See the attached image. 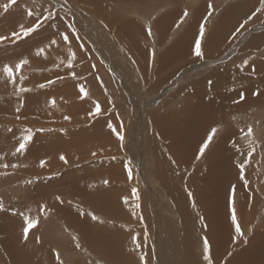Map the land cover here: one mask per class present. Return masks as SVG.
Segmentation results:
<instances>
[{"label":"rangeland","instance_id":"1","mask_svg":"<svg viewBox=\"0 0 264 264\" xmlns=\"http://www.w3.org/2000/svg\"><path fill=\"white\" fill-rule=\"evenodd\" d=\"M234 2L243 8L235 11L240 25L237 24L239 26L233 31L220 34L216 31L209 35L216 46L207 50L208 31ZM200 3H203L201 20L194 32L189 33V38L194 51L196 41H200L203 56L169 65V57L173 55L168 54L163 66L159 67L161 55L186 31L190 10ZM4 4H9L7 11ZM179 4L183 7L181 12L173 16L170 26L168 23L167 28L162 29L159 19ZM18 8L25 10L22 14L26 16L25 23L15 28L11 25L4 31L0 29L3 31L0 38L9 37L0 39V159L19 158L16 164L6 163L5 166L0 162V235L14 246L5 248L0 241V264L14 262L10 255L20 250L25 252V259L38 264L26 252L41 249L48 251L44 261L49 264H71L73 258L74 263L81 259L88 264H116L98 247L92 249L94 247L82 237V231L77 230V223L68 224L60 211L61 205L58 212L63 216L52 213L55 210L51 205H57L53 202L61 195L68 197L71 186L79 192L71 193V207L76 208L71 219L81 227H93L90 230L97 231L98 224L108 228L118 249L120 243L121 264H181L184 256L180 247L186 242L181 224L186 226L194 241L190 245L199 264H214L212 244L206 237V222L203 215L198 214L200 209L195 208L196 212L192 213L198 217L189 221L187 208H180L181 204L170 194L169 185L161 181L162 175L158 173L161 163L173 168L171 140L163 133L170 131L166 126H173L184 115L193 90L202 89L196 86L198 78L210 71L244 68L241 82H249L255 92L258 85L264 89V0H184L177 3L175 0H16L14 4L10 0H0V27L12 22L10 12L16 13ZM113 17L115 19L109 20ZM123 23L139 26L137 30L143 32L135 37L147 48L141 51L142 58L131 45L134 35L121 29ZM36 24L40 27L25 36L21 26L26 30ZM227 24L225 29H228ZM15 31L18 33L14 34ZM12 36L17 37L12 39ZM254 38L263 39L252 47H245ZM40 49L43 52L37 54ZM75 51L91 52L90 68L96 76L90 78V68L83 66L73 72L77 84L85 86V95L76 92L73 105L70 85ZM211 51L215 53L210 54ZM35 57H46L47 63L15 68L20 61ZM5 66L13 67V77L3 71ZM61 69H67L68 73L58 76ZM207 75L208 78L213 76L212 72ZM29 76H37L42 81L32 84L26 79ZM215 79L220 80L218 76ZM228 84L234 88L232 82ZM256 93L249 91V96L256 100ZM84 97L85 102H80ZM233 100L228 99L229 102ZM245 105L231 114L228 124L233 131L230 142L234 152L244 154L245 175L252 197L241 211L240 192L233 188L227 192L229 209L234 212L241 232L222 256L223 264L248 248L257 231L264 229V100L254 104L248 101ZM85 111L90 112L86 119L81 115ZM222 127H219L220 132H215L216 138L228 128ZM31 143L38 146L40 154L48 151L46 156L40 155L35 164L33 159L32 165L26 162L35 155L29 157L22 153L19 157L20 145L24 144L27 149ZM157 144L164 149L167 160L162 155L161 159L157 158ZM32 153L34 151L29 152ZM61 156L70 161L69 166H65ZM206 158L205 152L201 155L200 151L189 165L179 164V168H173V186L183 190L181 193L185 197L186 182L196 170L205 168ZM39 159V164L44 161V165L56 163L58 167H47L39 172L36 166ZM66 170L71 172V179H67V183L64 180L62 184H54L67 188L57 190L54 186L55 191L48 188L50 193L48 189L45 193L55 199L46 197L40 205L42 200L34 197L37 189L52 183H38L51 175L60 176ZM174 171L175 177L181 179L179 183L173 177ZM243 173L240 179L244 178ZM32 189H36L34 195H31ZM92 200L98 204H92ZM29 220L34 227H29ZM172 236L176 239L173 243ZM146 240L147 256L153 259L144 253ZM126 249L132 251L134 263L126 260L130 259L123 253Z\"/></svg>","mask_w":264,"mask_h":264},{"label":"bare ground","instance_id":"2","mask_svg":"<svg viewBox=\"0 0 264 264\" xmlns=\"http://www.w3.org/2000/svg\"><path fill=\"white\" fill-rule=\"evenodd\" d=\"M175 1L177 3L184 0H175ZM202 7L203 4H198L196 8L194 6L193 9L190 10L189 13L191 18L188 22L186 31L181 33L178 36V38L172 43V45L165 52H163V54L159 59V63H158L159 67H161L160 65L164 63L163 59L168 54L173 55V57L171 58L169 57V65L171 63L172 65H174L183 60L186 61V59L189 57L197 56L195 54L194 47L190 42L191 39L189 38V33H193L194 29H196V24H199L201 20ZM240 7L241 9H239V12L240 10H243L242 6L240 4H232L228 10V12H232V13L229 14L223 13L224 18L222 15L224 22H227L228 18H230V22H231V17L235 19L238 18V14H236L235 11L237 8ZM182 9H183L182 5L179 4V6H177L170 12L164 14L159 19V24L160 26H162V29L167 28V24L172 21L173 16H177V14H179ZM244 12H242V15ZM113 19L115 18L113 17L110 18L109 20L112 21ZM220 25L221 24L214 26L213 24L215 29L214 30L211 29V31H208V34L206 36V43L209 44L205 46L207 50L210 48V46L212 47L213 45V38L212 37L209 38V37L211 35H214V32H216V30L219 32V28L222 27ZM134 26L135 25L123 23L121 29L128 33L130 32L131 34H133L134 35L133 37L135 39L136 36L143 35V32L137 30L139 26H135V27ZM11 29H13V27ZM165 32L166 31L162 32V34H165ZM261 39L263 38H259V39L254 38L250 41V44L245 47H250V46L252 47L254 46V43H256V41ZM131 45L132 47H134L133 49L138 51L139 55L142 58L143 54L141 51H145L147 50V48L144 45L138 43L136 39L132 41ZM211 49H213V47ZM214 53L215 52L211 51L210 54H214ZM199 57L201 58V56ZM165 59L167 60V58ZM253 69L254 67H252V70ZM210 72H212L213 76L209 77L210 78L209 79L207 74H209ZM210 72L198 78V82L196 86L202 89L193 90L191 94L192 97L189 98V103L186 106L187 110L184 113V115L179 120H177L173 126L172 125L166 126V130L170 129V131L169 132L164 131L163 133L164 136L167 135V138L171 140L172 149H170V152L173 154L172 157L173 162L171 163V165L173 166V168L176 167V169L179 168V164H181V166L189 165L190 160L193 157H195L197 153L200 152L201 148L205 143H208L207 148H205L203 151L207 155L205 168L202 167L200 170H196L193 176L190 177V181L186 182V187H185L186 188L185 190L187 192L186 197L183 195V193H181L183 190L181 191L179 188L173 186L175 183L172 178V172L174 169L170 165L165 166L162 165L161 163V168L160 167L158 168V173L162 175L161 181L169 185L170 194L173 195L175 199L181 204L180 208L182 210L187 208L186 218L189 217L190 218L188 219L189 221H193V219H196L198 217V216L194 217L193 215V213L196 212L195 208L198 207L200 209V212L198 214L199 216L203 215V218L205 219L206 222V226H205L206 237L209 239V241L212 244L211 249H212V257L214 260V264H219V263L223 264L224 258H222V256L225 254L227 250L230 249L232 243H235L237 241V237L239 235L238 232L236 231V227H237L236 220H233L234 212L229 209L230 199L227 196V192L232 188L234 190L237 189V191L240 192L241 211L243 210L242 207L246 205V202L248 204L250 198L252 197V194H250L251 187L249 186L247 175H245L246 168L245 165L243 164L244 154L242 152H237V153L234 152L230 142L233 131L231 129V126L228 124V122L229 119L231 118V114L234 115L235 111L241 109L242 106L243 107L246 106L245 104L248 101L249 103L251 102V104L252 103L254 104L264 100V89L263 86L259 87L258 85V88H256L258 92L256 91L257 92L256 93L253 89L251 90V86H249L251 84H249V82L242 86L243 90L241 89L240 85L235 86V84H232V86L234 85V88H231V86H229L228 84V82L230 83L232 82L231 70L225 68V70L223 71L214 70ZM169 74L168 76H170ZM215 76H218L220 80L215 79ZM186 89H188V87H186ZM249 91H251V93H256L254 95L256 96V98L254 97V99H256L257 101L253 100L252 99L253 97L249 96L250 95ZM228 99H234V100L232 102H229ZM201 111H205L208 114L199 113ZM179 113H183V112H179ZM222 125L223 127H228L226 132L220 135L218 138H216L215 134L212 135V139L209 142L208 137L211 134L212 129H216V132L217 131L220 132L219 127L221 128ZM155 150H156L157 158L161 159V155H162L164 156L165 160H167L163 152L164 149L158 146L157 148H155ZM22 153L23 152H21L19 157H21ZM18 159L19 158L17 157L8 156L6 160L0 159V162L2 161L3 162L2 165L6 166V163L16 164L17 163L16 161ZM241 173L244 174L243 179H240L239 177ZM175 174L176 172L174 171L173 177L177 179L179 183V180L181 179L176 178ZM249 187L250 190H248ZM35 190L36 189L31 190V195H34ZM37 191L38 194L40 193L38 197H41L42 195H46L44 193L45 191H47V186L38 188ZM49 191L50 190L48 189V192ZM73 192L79 193L77 191V188L75 189L73 186H71V193ZM76 196L80 197L83 195L76 194ZM104 202L107 201H103V203ZM194 202L195 205L193 204ZM100 203L102 202L100 201ZM92 204L96 205L98 203L95 202V200H92ZM57 207L59 210L61 206H57ZM64 207L60 208V211L66 217L68 224L71 225V223H73L74 225V223H77L78 224L77 230L80 231L86 230L87 227H81L76 220L71 219L74 218L75 211L71 210L70 212L68 210H65ZM102 208L106 209L104 206H102ZM235 210L238 211V208ZM181 227L186 232L184 235V240L186 242L183 241L182 242L183 244H181L180 247L181 254L182 256H184V260L181 261V264H199L198 261L199 258L197 255H195L192 252L193 248L190 245L194 241L190 233L186 229V226L184 224H181ZM74 229L76 228L74 227ZM173 240H176L174 236H172V240H171L172 243ZM0 241L5 248H10V246H12L9 245L6 240H2L1 235H0ZM11 249L14 250L13 248ZM47 252L48 251L41 249L40 251L37 252L33 251L26 253L28 257H34V259L38 264H49L44 261L47 260V255H48L46 254ZM8 254L10 255V253ZM25 255H26L25 252L21 250L20 253L11 254L10 257L14 261L11 262V264H32V261L24 258ZM263 261H264V229L263 230L260 229L255 234L253 240L250 241L249 247L241 251L240 253L236 254V256L231 258L227 262V264H262ZM50 264H55V263H50Z\"/></svg>","mask_w":264,"mask_h":264},{"label":"crops","instance_id":"3","mask_svg":"<svg viewBox=\"0 0 264 264\" xmlns=\"http://www.w3.org/2000/svg\"><path fill=\"white\" fill-rule=\"evenodd\" d=\"M203 2V1H202ZM200 4H203V3H200ZM233 4H237V3H233ZM11 13V14H10ZM9 14V17H13V19H12V23H10L9 25H5L4 27L2 26V27H0V29H2L3 28V31L4 30H7V29H9V27L13 24V27H15L17 24H24L25 23V21H26V16L25 15H22L23 13H25V10H23V9H21V8H18V10L16 11V13L14 12V11H11ZM225 13H232V12H228V11H226ZM224 13V14H225ZM224 14H223V18H224ZM223 18L221 17L220 18V20H219V22L216 24V26L218 25V24H221L220 26H222L223 27V30H222V27L221 28H219V32L220 33H222V31H233L234 30V28H236L237 26H239L240 25V23L241 22H238L239 21V18H232L231 17V22H230V18H228L227 19V22H224V20H223ZM222 20V21H221ZM229 25H228V24ZM226 24L228 25V29H224L225 28V26H226ZM237 24H239V25H237ZM212 29H214V28H212ZM3 31L1 32L0 31V33H3ZM51 31V30H50ZM217 31V30H216ZM16 33H18V31H15L14 32V34H16ZM20 35V34H19ZM19 35H17V36H19ZM17 36H15L14 38H13V36L12 37H10V38H12V39H15ZM3 39H5V40H7L9 37H7V36H5V37H2ZM74 42V41H73ZM73 49H75V47H73ZM73 55H74V57H75V64L72 66V68H74V69H71V100H72V102H73V105L76 103V92H79V93H81L82 95H85V92L83 91H81V88L84 90V85H82V84H80V83H78L77 84V80H76V78H75V75H73V72L77 69L78 70V68H79V66H83V67H87V68H90V65H91V61H92V54H91V52H83V51H75V52H73ZM28 61V63L27 64H24L21 68H30V67H32V66H35V65H39V64H42V63H44V64H46L47 63V59H46V57H42V58H39V57H35L34 59H32V60H27ZM51 62H53L52 60H51ZM244 68H238V70L236 71V69H231V79H232V83L233 84H236V82L238 83V82H240L238 85H240V86H242V85H245V84H247V83H244V82H241V80L243 79V77L244 76H242V74L244 75ZM59 71H61L60 72V74L58 75V76H62V75H66L68 72V70L67 69H61V70H59ZM243 71V72H242ZM86 72V71H85ZM88 72H89V75H90V78H92L93 76H96V75H94L93 73H92V70H91V68L90 69H88ZM237 72V73H236ZM57 75V74H56ZM41 76H42V78H43V75L41 74ZM49 77H47V79H48ZM27 79V81L28 82H31L32 84H35V83H38V82H41L42 80L39 78V77H35V76H29L28 78H26ZM44 79V78H43ZM63 81V80H62ZM81 82H83V81H81ZM65 84H70V82H64ZM237 85V84H236ZM235 85V86H236ZM85 100H86V98L84 97L83 99H80L79 101L80 102H85ZM86 114H87V117H89L90 116V112H82V114L81 115H83V118H85L86 119ZM78 149V148H77ZM23 151V153L26 155V154H28L29 155V157H31V155H35V157L34 158H32V160H29L28 159V162H26V164L27 163H30L31 165L33 164V159H34V164H35V162H36V160L38 159V158H41L40 157V155H42V156H46L47 154H48V151H44V153L42 154H40L39 152H40V150H39V148H38V146H36L35 145V143H31V145L29 146V147H27V149H26V147L24 148V149H22L21 151H20V153ZM30 151H34V153H32V154H29V152ZM16 153V152H15ZM17 154H18V151H17ZM20 155V154H19ZM40 160L41 159H39L38 161H37V164H36V166L38 167V169H39V172H44V171H42L41 169H43V170H45L44 168H47V167H51V168H53V169H55V168H57L58 167V165L56 164V163H54V164H45L44 165V167L43 166H41V164H39V162H40ZM69 164H70V161H67L66 163H65V166H69ZM39 165V166H38ZM6 169H8V168H6ZM82 174H83V172H81ZM84 174H86V173H84ZM68 175V176H67ZM45 176H48L47 174H45ZM56 177H58V178H56ZM67 179H71V172L70 171H68V173H67V170H66V172L65 173H63L62 175H60V176H54V175H51V177H46V178H44L43 179V183H38V184H41V185H47L46 183H52V184H50V185H52V186H50V185H47V189L50 187V188H53V189H55L54 188V186L57 188V189H64V188H67L66 186H62V185H55L54 183H59V184H62V183H64L63 181L64 180H66V183H67ZM46 182V183H45ZM37 186V185H36ZM63 187V188H62ZM46 192V191H45ZM40 194V193H39ZM38 192H37V195H35L34 197H38ZM44 194H46V193H44ZM42 197V198H41ZM41 197H38L37 198V201L38 200H42V199H44V198H46V197H48V195L46 194V195H42ZM48 198H51V199H55L54 197H51V196H49ZM66 202H65V201ZM57 202V205H51V206H53L54 207V210L55 211H53L52 213L54 214V215H58V216H63L61 213H59L58 212V207L57 206H59V205H61L62 207H64V209L65 210H68V211H70L71 212V209L72 210H74V209H76V208H74V207H71V193H69V196L68 197H63V195H61V196H59L58 198H57V201H54L53 203H56ZM42 203H43V201H41V204L40 205H42ZM52 203V204H53ZM67 207V208H66ZM6 210V209H5ZM66 219V218H65ZM97 226V228H98V230L97 231H95V230H90V228H93V227H90L89 226V229H88V225H85V226H83V227H87L86 228V230H84V231H82V237L87 241V242H89L90 243V245L92 246V247H94V248H92V249H94L95 250V247L97 248L98 247V249L100 250V252H102L110 261H112V262H114V263H116V264H121V253H122V251H121V246H120V243H119V249L117 248V246L113 243V241H114V239H113V235H112V233H110V235H109V232H111V231H108V228H104L103 227V225L102 224H98V225H96ZM79 232H81L80 230H78ZM114 232V231H113ZM90 246V247H91ZM148 240H146L145 241V246H144V253L146 254V256H147V253H148ZM127 250V249H126ZM123 251V253H124V255L126 256V258H129L130 257V259H126V260H129L130 262H133L132 261V257H134V255H133V253H132V251L131 250H127V251ZM149 251H151L150 249H149ZM117 255H118V257H117ZM118 258H119V260H118ZM147 258H149V259H153V257L152 258H150V257H148L147 256ZM146 259V258H145ZM74 258L72 259V262H71V264H88L87 262H83L84 260H81V259H76V262L74 263ZM134 263V262H133ZM124 264H127V263H124Z\"/></svg>","mask_w":264,"mask_h":264},{"label":"snow or ice","instance_id":"4","mask_svg":"<svg viewBox=\"0 0 264 264\" xmlns=\"http://www.w3.org/2000/svg\"><path fill=\"white\" fill-rule=\"evenodd\" d=\"M15 2H16V0H10V3H11V4H14ZM8 7H9V4H4V5H3V8H4L5 11L8 10ZM185 15H187V13H185ZM39 27H40V25H39V24H36V25H34V26H32V27H29V28H27V29L25 30V29H23V26H21L22 30L24 31V35H25V36H27V35H29L30 33L36 31ZM202 35H203V29H201V36H202ZM0 39H3V38H0ZM65 39H67V36H65ZM41 52H43V49H40V50L38 51L37 54H40ZM195 54H196L197 56H202V51H201V46H200V41H199V40L196 41ZM27 63H28L27 60H22V61H20V63H19L18 65L15 66V68H16V69H19V68H21L24 64H27ZM3 71H4V72H5L10 78L14 76V69H13V67H11V66H5L4 69H3ZM81 91L83 92L84 90L81 88ZM96 111H97V113L100 111L98 105H97ZM215 132H216V129H212V132H211V134H210L209 137H208V141H209V142L211 141V139H212V135H214ZM28 139H31V137H28ZM121 139H123V138L121 137ZM207 146H208V143H205V144L203 145V147H202L201 150H200V151H201V155L203 154V151H204L205 148H207ZM24 147H25L24 144H21V145H20V148H21V149H23ZM60 159L63 160V161H65V162H67V161H66V158H65L64 156H61ZM44 163H45V162L42 161V162H41V166H43ZM105 183H107V181H105ZM93 219H96V217L94 216ZM235 219H236V217H235V215L233 214V220H235ZM34 226H35L34 223H33L31 220H29V227H34ZM26 231H27V230H26ZM236 231H237V232H241V229H240V227H239L238 224H237V227H236ZM241 234H242V233H241ZM207 244H208V242H207V240H205V246H206V247H207Z\"/></svg>","mask_w":264,"mask_h":264}]
</instances>
